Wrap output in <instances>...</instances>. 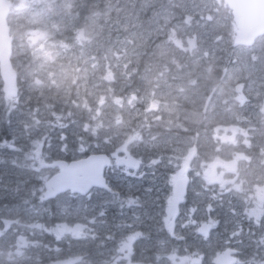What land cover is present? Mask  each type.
Segmentation results:
<instances>
[{"label":"flooded vegetation","instance_id":"obj_1","mask_svg":"<svg viewBox=\"0 0 264 264\" xmlns=\"http://www.w3.org/2000/svg\"><path fill=\"white\" fill-rule=\"evenodd\" d=\"M97 1L103 7L99 10L107 12L106 17L117 21L120 27L128 21L139 24L142 18V10L127 0H78L71 15L57 19L73 31L88 22V14ZM219 1L222 3L216 0ZM101 21L98 28L104 25ZM174 45L172 42L169 47ZM147 57L142 55L139 64L142 184L135 221L132 215L120 218L117 215L106 231L96 221L99 198L95 195L112 199L118 193L109 178L108 190L89 193L92 196L86 201L92 202L91 217L83 203L71 215L65 211L66 204L68 207L80 201L74 200L76 195L71 193L45 200L39 211L27 208L24 216H17L19 220L1 215L0 264H218L224 255L232 264H264V163L261 162L264 152L258 154L253 146L257 143L263 149L262 139L258 138L262 129L257 130L254 141L249 137L244 142L238 129L235 142L214 148L220 157L212 165L217 182L210 183V192L207 170H203L206 158L197 157L188 173L187 194L180 200L174 195V183L187 156L185 152L192 148L189 128L192 115L191 106L185 108L174 97L175 85L184 84L186 78L176 77L174 63L158 70H141ZM171 58L175 59L176 54L162 55L160 61L165 64ZM28 89V107L37 104L35 101L42 104L46 92L41 78L31 82ZM187 138L188 142H184ZM195 144L201 151L206 149L207 142L201 139L200 144L197 141ZM228 145H232L231 149ZM226 150L230 154H224ZM230 161L234 162L233 169L228 165ZM196 173L200 178L192 182ZM235 212L242 214L235 220H227Z\"/></svg>","mask_w":264,"mask_h":264},{"label":"rangeland","instance_id":"obj_2","mask_svg":"<svg viewBox=\"0 0 264 264\" xmlns=\"http://www.w3.org/2000/svg\"><path fill=\"white\" fill-rule=\"evenodd\" d=\"M130 2L139 7L140 10H144L146 14L143 16L146 24H138L136 21L129 23L128 21L120 27L121 24L118 25L117 21L110 17H104L100 21L105 28L97 27L95 29L96 35L91 44L83 47L79 44L74 46V37L75 40H83L82 34L74 33V29H72L73 33L60 32L57 34L56 38L65 42L64 55L75 54L84 61L81 70L85 71L86 74L80 77L81 82L79 84L76 82L79 86L78 90H70L67 95L58 91L52 92L51 95L43 96L42 104L37 101H35L37 104L32 103L27 125H21L18 120L13 121L12 126L14 127L10 129V133L11 136H15V139L0 143V150L9 148L17 154L16 159L11 161L14 165L12 174L15 176L12 180L11 189L14 190L16 196L12 199L13 203L21 202L16 205L20 210L19 216H24L27 208L31 212L41 210L44 203L43 188L39 186L33 190L36 202L29 205L31 202L27 198L28 192H30V189L27 190V186L30 184L28 178H34L40 182L37 183L40 185L50 176L48 173L50 167H56V160L54 164H49L52 159H49L48 155L50 156L53 151L46 149L53 137L51 132L54 125H74L76 122L75 120L71 121V113L59 105L71 103L70 108L74 107L75 111L76 108L84 110L86 114L82 119L88 120L86 125H79L78 123L72 126V136H68L71 137L70 140H65L68 133L63 132V136L60 137L64 140L62 146L79 143L91 151L94 150L93 147L96 146L93 141L94 136L88 135L86 132L83 137L79 134L81 129L82 131L84 128L91 130V127L94 128L90 132H97L105 128L112 129L114 125V133L118 134L119 137L131 130H134V137L139 136L137 132L140 126L139 108L134 107L139 102V78L137 77V92L130 93L127 97L125 95L111 97V94L104 92L106 91L104 88L102 91L106 94L107 98H105L101 90L97 91L100 79L96 78L98 71L92 65L97 64L96 69L104 71H108L110 67L115 68L116 72L122 71L124 73L129 70L134 75L139 70L140 57L145 54L148 55L145 60L147 70L159 66L162 54L165 55L167 52H172L179 58L194 57L191 63L188 60L185 62L184 77L188 82L175 85L177 90L174 97L175 101L183 102L185 108L196 104V109L201 115L203 106L199 107L198 104H204L211 90L217 89L212 95V102L205 118L207 127L211 126L210 131L207 128L206 131L199 132L210 137L221 134L222 129L228 126H240L242 142H244L251 136V131L254 128H260L262 132L258 138L262 139L260 144L263 149L261 150L257 143L253 146L258 154L264 152V36L253 48L235 46L233 41L237 28L234 22L232 23L233 17H231L230 11L220 1L158 0V4H155V0H130ZM93 8L103 9L102 6L98 5V1L94 3ZM203 12L205 14L211 12L208 13L212 16L211 21H206L203 17V19L197 20L200 22L197 27L186 24L187 15L195 16L196 13H200L204 16ZM174 20L176 22L172 23ZM187 22L194 23L192 18ZM150 35H157V37ZM172 42L175 45L169 47ZM153 53L154 56H152ZM176 62L180 63L178 59ZM191 64H193V68H189ZM145 67H142L141 70L146 71ZM214 67L220 68L218 77L223 76L226 69L223 83L218 84V88H216V84L213 87L209 84V80L211 82L216 80V77H209ZM193 79L196 81L194 86L192 85ZM199 80L201 81L199 82ZM90 87L95 89L97 109L91 106L92 101L89 100L94 96L91 92L94 89ZM43 90L46 92L45 84ZM71 96H74L72 102L70 101ZM120 97L124 98L123 101L118 99ZM199 97L200 101L198 100ZM195 98L197 101L194 100ZM190 101L192 102L191 105ZM46 105L52 107L49 108ZM65 118H68L69 122L65 121ZM201 118H203L202 115ZM120 120L123 121V125L117 127ZM236 120L238 123H235ZM190 122L196 123L197 115L192 117ZM45 128L47 129L43 132ZM180 129L188 130L182 126ZM103 132L106 131H99L98 133L103 134ZM88 138L91 140H87ZM19 139H21L20 144L17 143ZM184 142H188V138ZM135 148L139 150V143ZM185 153L187 155L189 151ZM2 158L0 157V159ZM127 158L133 159L136 163V166L133 165L134 167H139L141 162L134 153L132 156L128 155ZM212 161H218V158L214 157ZM251 169L252 167H250ZM9 171V164L5 168L0 167L1 175L9 174ZM126 173L129 176H135L139 174V170L126 171ZM250 173L252 172L250 171ZM213 176L217 177L216 174ZM246 176H249V172ZM225 198H229V196H225ZM21 207L23 208L21 209ZM231 208L232 206L229 207V209ZM239 213L242 214V212L231 213L227 220H235ZM241 217L243 218V215Z\"/></svg>","mask_w":264,"mask_h":264},{"label":"clouds","instance_id":"obj_3","mask_svg":"<svg viewBox=\"0 0 264 264\" xmlns=\"http://www.w3.org/2000/svg\"><path fill=\"white\" fill-rule=\"evenodd\" d=\"M5 7L8 8L6 36L15 48L30 56L29 75L41 78L45 85L51 80L58 92L67 95L86 73L81 70L84 61L79 56L64 55L65 42L56 37L65 25L57 17L71 15L78 7V0H7ZM107 15L92 8L88 22L74 29V33L83 36L82 41L74 37V46L91 44L96 27Z\"/></svg>","mask_w":264,"mask_h":264},{"label":"water","instance_id":"obj_4","mask_svg":"<svg viewBox=\"0 0 264 264\" xmlns=\"http://www.w3.org/2000/svg\"><path fill=\"white\" fill-rule=\"evenodd\" d=\"M6 2L7 0H0V76L4 83L3 91L7 96L14 97L18 93V88L16 87V72L12 70L10 61L11 40L6 36V16L8 14V8L5 7ZM226 2L233 11L234 21L238 28L236 43H253L256 37L264 33V0H226ZM231 130L234 132L233 128ZM233 135H225L221 139L230 141ZM109 164L110 159L105 154L90 155L87 158L70 162L68 166H62L60 172L47 181L46 187L50 190L47 195L54 197L67 190L84 194L92 187L103 188L105 187L103 173ZM176 189L183 192L185 184L180 181Z\"/></svg>","mask_w":264,"mask_h":264},{"label":"trees","instance_id":"obj_5","mask_svg":"<svg viewBox=\"0 0 264 264\" xmlns=\"http://www.w3.org/2000/svg\"><path fill=\"white\" fill-rule=\"evenodd\" d=\"M79 118L80 119H82V117L84 116V114H85V111L84 110H79ZM81 133H85V132H81ZM86 133L88 134V135H90V134H92V133H90L89 131H86ZM95 134H98L99 136H97V138L99 139V138H101L102 140H104L103 138L105 137V136H110V140H112L113 142H115L116 144H119L120 142H119V137H117V135L114 133V131L113 130H109L108 132H103V134H100V133H95ZM116 137V138H115ZM123 141H126V139L124 138V140ZM108 145H106V147H107ZM112 146H114V145H112ZM108 149V148H107Z\"/></svg>","mask_w":264,"mask_h":264},{"label":"snow or ice","instance_id":"obj_6","mask_svg":"<svg viewBox=\"0 0 264 264\" xmlns=\"http://www.w3.org/2000/svg\"><path fill=\"white\" fill-rule=\"evenodd\" d=\"M65 139H66V137H65ZM82 191H83V186H82V189H81ZM146 190H150V189H146ZM90 198V197H89ZM41 199L43 200V197H41ZM68 211H72L73 209L71 208V205H69L68 206V209H67ZM101 213L103 214V215H106V211H104L103 209H101Z\"/></svg>","mask_w":264,"mask_h":264},{"label":"bare ground","instance_id":"obj_7","mask_svg":"<svg viewBox=\"0 0 264 264\" xmlns=\"http://www.w3.org/2000/svg\"><path fill=\"white\" fill-rule=\"evenodd\" d=\"M192 94H193V93H192ZM194 100L197 101V98H195ZM198 100H200V99L198 98ZM191 104H192V102L190 101V105H191ZM195 105H196V104H195ZM195 105L191 106V110H192L191 115H192V116H195V113H194Z\"/></svg>","mask_w":264,"mask_h":264}]
</instances>
